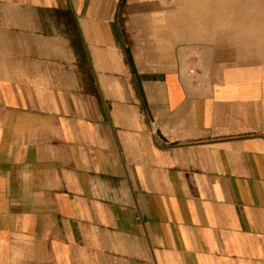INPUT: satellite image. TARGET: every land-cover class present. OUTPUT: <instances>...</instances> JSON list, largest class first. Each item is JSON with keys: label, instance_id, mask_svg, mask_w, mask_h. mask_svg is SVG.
Here are the masks:
<instances>
[{"label": "crops", "instance_id": "crops-1", "mask_svg": "<svg viewBox=\"0 0 264 264\" xmlns=\"http://www.w3.org/2000/svg\"><path fill=\"white\" fill-rule=\"evenodd\" d=\"M193 2L0 0V264H264L263 76Z\"/></svg>", "mask_w": 264, "mask_h": 264}, {"label": "rangeland", "instance_id": "rangeland-1", "mask_svg": "<svg viewBox=\"0 0 264 264\" xmlns=\"http://www.w3.org/2000/svg\"><path fill=\"white\" fill-rule=\"evenodd\" d=\"M194 1L192 5L197 6L201 1L210 2L211 12L203 15V18L215 28L205 33L215 36L213 38L219 37L224 63L257 65L264 82V5L239 11V14L235 7L249 4L250 0ZM218 7L223 12L217 13Z\"/></svg>", "mask_w": 264, "mask_h": 264}, {"label": "bare ground", "instance_id": "bare-ground-1", "mask_svg": "<svg viewBox=\"0 0 264 264\" xmlns=\"http://www.w3.org/2000/svg\"><path fill=\"white\" fill-rule=\"evenodd\" d=\"M167 1V0H166ZM247 1H249V0H247ZM189 3V2H188ZM249 4H243V5H235L236 7V12H238L239 14L241 13V12H239V11H247L248 10V8H250V9H254L255 7H257V5H264V0H250V2H248ZM191 5V4H190ZM207 7V6H206ZM176 8H178V7H176ZM244 8H246V10L244 9ZM228 9V8H227ZM177 10V9H176ZM255 11H257V10H255ZM187 12V11H186ZM197 12H199V10L197 11ZM255 13V12H254ZM203 21V20H202ZM201 21V22H202ZM185 24H186V22H185ZM184 24V25H185ZM192 24V23H191ZM198 24V23H197ZM190 25V24H189ZM194 25V24H193ZM201 25V24H200ZM194 27H197V26H194ZM201 27V26H200ZM205 28V27H204ZM184 29V28H183ZM182 32V31H181ZM182 34H184L183 32H182ZM207 37V36H206ZM209 37V36H208ZM184 39V38H183ZM208 39V38H207ZM203 40H204V38H203ZM208 41V40H207ZM189 43V42H188ZM210 44V43H209ZM219 45V44H218ZM221 47V46H220ZM212 63V62H211ZM220 65V64H219ZM223 66V65H222ZM237 66V65H236Z\"/></svg>", "mask_w": 264, "mask_h": 264}]
</instances>
